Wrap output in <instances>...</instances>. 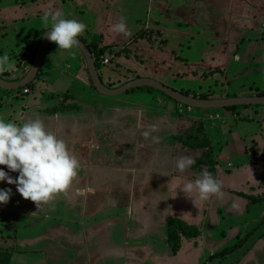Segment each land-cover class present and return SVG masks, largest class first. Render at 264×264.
Instances as JSON below:
<instances>
[{
  "label": "crops",
  "instance_id": "1",
  "mask_svg": "<svg viewBox=\"0 0 264 264\" xmlns=\"http://www.w3.org/2000/svg\"><path fill=\"white\" fill-rule=\"evenodd\" d=\"M107 2V0H0V55L7 54L10 57V62L14 65L11 70L0 72V77L10 82L18 81L29 71L41 37L51 27L50 23L45 25L41 21L43 14L50 10L60 11L65 18L76 19L86 25L85 32L78 38L87 46L93 58L100 50L106 55L113 53V50L118 48L113 42L114 35L105 32L109 21L107 20L101 25L103 19L100 20V29L96 31L93 20L97 17L98 9L101 10L104 6L109 5ZM148 25L160 28V23L156 20ZM24 28L30 29L31 36H28L23 46H20L19 43L23 44V40H20L18 36L20 30ZM102 30L104 32H101ZM53 44L48 48L41 69L35 81L28 88L27 95L21 96L20 91L2 92L6 93L5 97H8L6 100L25 99L24 103H20L22 110L23 106L26 108L33 104H45L42 105V108L32 107L30 111L46 116L45 127L51 129L57 136L64 139L69 136L75 142L73 152L80 163V169L72 182L73 209L79 211L80 219L88 218V221L82 220L76 223L75 227L78 226V230L76 229L72 234L64 235L66 241H71L75 248L77 242H85V240L93 238H91V229L95 226V221L90 219L95 216L94 211L97 209L95 204H107L111 201L108 197L109 193L113 197L112 202L125 209L130 215L131 225L149 226L147 218L132 220L131 205L138 201L135 194H142L140 198L143 202L146 201L148 195H151L155 196L153 203L166 204L164 207L169 216L165 225L166 243L167 225L170 219H182L181 221L195 226L200 232V237L197 239H182L181 248L174 256V261H178L184 245L188 241L190 243L186 252H190L189 254L191 251L194 252L199 257L198 260L201 259L202 264H223L222 261L234 255H239L234 260L235 264H241L251 248H253L250 251L253 254L251 256L254 258L251 263L264 264V258L262 261V257H264V227L256 230L243 247L231 255L210 261L209 258L220 251L206 256L202 253L208 242L202 229L203 224L212 223L214 225L215 220L221 222V219H226L225 211L229 217L235 211L245 216L244 220L247 225L245 222H242L243 225L238 222L239 226L235 223V230L238 233L244 234L250 226L259 223H257L259 219L257 214L264 209V201L263 203H252L247 198L241 197L239 193L252 197L264 196V108L247 107L235 111L224 110L228 112L225 115L222 113L223 111L200 114L202 118L199 119L203 123L204 135L211 147V160L215 164L211 174L219 181L223 180V196L220 198L212 196L208 200H201L194 190L195 197L192 196L193 193H187L190 197H185L186 194L181 197L183 185L188 181H194L201 171L206 169L205 166L195 167V164L184 173H180L176 169V160L179 157L190 156L196 162L206 150L183 149L176 141V137L179 136V132L186 124L180 115L192 109L186 107L183 109V106L179 107L180 105L175 106L176 103L172 104L159 99L158 94L152 95L149 91L129 92L110 99L99 98L100 96L90 86L84 59L79 51L75 48L71 52L59 50L65 58L61 61V63H65L64 70L61 71L59 64L58 66L56 64L58 57L54 55L53 51H50ZM105 48H107L106 51H104ZM12 49L16 51L13 53ZM135 52L137 53V51ZM68 59H71L72 65L66 62ZM106 68L108 67H103L101 70ZM50 74L54 77H51ZM112 74L113 72L107 73L106 78L108 79L107 76ZM75 75H79L81 80L78 81L84 86L85 90L82 92H79L73 84L76 79ZM136 77L140 78V76ZM33 89L37 91L36 96L29 97L33 94ZM182 91L185 90L181 89L178 92ZM36 100H40L39 103ZM43 100L46 101L42 102ZM159 103L162 104L161 107L156 105ZM14 105L15 108L20 106L19 103H14ZM2 106L3 99L0 100V108ZM13 113L18 116L23 114L15 109ZM252 113L257 116V130L249 131L246 130V127H241L236 123L237 120L243 118L251 120ZM8 120H11V117ZM153 124L158 126V131L151 133V136L145 139L142 132L148 130ZM216 125L218 128H215ZM152 155H154L153 160ZM152 161H154L153 165ZM235 166H247V171H254V186L250 188L251 194L231 188L224 181L226 175L230 173V169ZM247 175L249 176V173ZM245 184L249 187V182H245ZM86 188H91L93 191L82 195L81 191ZM12 190L13 185H11V192ZM98 195H100L99 198ZM192 199L194 203L188 205V201ZM230 202L233 204L230 205ZM176 203L179 205V213L174 205ZM233 205L236 207L234 208ZM157 207V205L153 206L155 209ZM247 220L250 221L249 225ZM229 225V232H232L233 226L231 223ZM79 227L83 228L81 232ZM237 227L239 228L237 229ZM137 228L138 226H136ZM222 231L225 230L220 228L215 235L218 236ZM250 231L251 229H249ZM17 233L16 230V233L11 236L12 240L8 243L0 242V264H28V262L44 264L39 259H32L33 256L30 254H38L37 250L18 252L12 248L14 243L19 246L31 245L41 240L40 237L18 239ZM89 249L90 247H87L86 252L79 260L75 258L78 251H73V253L59 251V255L63 256L66 264H92L94 253ZM43 251H40L41 254ZM133 252L127 251L130 257H133ZM70 258L72 259L70 260Z\"/></svg>",
  "mask_w": 264,
  "mask_h": 264
},
{
  "label": "rangeland",
  "instance_id": "2",
  "mask_svg": "<svg viewBox=\"0 0 264 264\" xmlns=\"http://www.w3.org/2000/svg\"><path fill=\"white\" fill-rule=\"evenodd\" d=\"M107 1L109 5L104 6L101 10L98 9L97 17L95 18L94 13L95 19H92L96 31L100 29L103 23L109 21L105 32L114 35L113 42L118 48L117 50L112 49L113 53H107V55L100 50L94 57L98 61L102 57L109 59V64L104 66L108 68L101 70L99 64L100 67L98 66L99 69L97 70L101 80L109 88H117L126 82L139 78L136 76H140V78L155 80L175 91L181 89L188 91L189 96L192 97L230 98L252 96L256 91L254 89L257 88L262 92L264 91V0ZM92 7L94 8V6ZM121 16L125 17L128 29L132 33L131 36H124L111 30ZM100 20H102L101 25ZM154 20L160 23L159 29L149 27L148 24ZM29 30L27 28L20 30L18 38L23 40V44L19 43L20 46L24 45L28 36H31ZM59 50L55 43L50 48V51H53L54 55L58 57L56 64L57 66L59 64V70L63 71L65 63H61V61L65 58ZM12 51L14 53L16 50L12 49ZM66 62L72 65L71 59L66 60ZM72 70L74 73L73 68ZM108 71L113 72V74L107 76V79ZM50 76L54 77L51 74ZM75 78L73 84L79 92H82L85 89L78 81L81 80L79 75H75ZM34 88L37 90L36 86ZM35 89L29 97L36 96L37 91ZM2 91L0 89V100L3 99L0 118L7 121L11 117V120L18 124L36 117H39L43 123L46 121V116L43 114L30 111L32 107L42 108V105L45 104H33L26 108L23 106L22 110L20 103H24L25 99L6 100L8 97H5L6 93ZM146 91L148 90L136 89L130 93ZM149 93L158 94L159 99L174 104L167 98L161 97L154 90L149 91ZM20 94L22 96V93ZM99 96V98L104 97V99L112 98ZM36 101L39 103L40 100ZM14 103H19L20 106L15 108ZM156 105L161 107L162 104ZM174 105L179 106L178 104ZM14 109L23 114L21 116L14 114ZM183 109L186 108L183 107ZM215 111H223L224 115L228 113L224 110L192 109L181 114L180 118L182 121H186V124L179 132V136L184 135L191 127L201 122L199 119L202 118L200 117L201 113H213ZM256 121L257 116L252 113L251 120L243 118L237 120L236 123L241 127H246V130L253 131L254 129L257 130L258 122ZM215 128L218 126L216 125ZM46 130L51 131L49 128ZM59 138L66 142L69 151L74 154L75 142L69 136H67L68 139ZM178 147L180 146L178 145ZM198 154L200 153L198 152ZM153 159L154 155H152ZM246 167L235 166L231 168L224 181L231 188L251 194L250 188L254 186L255 173L253 170L247 171ZM4 170L13 178L18 175V173L9 172L7 168ZM220 181L223 182V180ZM245 182H249V187ZM0 189H11V185L0 182ZM11 193L8 203L0 205V242L8 243L11 241V236L16 233V230L18 231V239H36L39 236L41 240L36 243L26 244V246H19L14 243L12 248L18 252L37 250L38 254L30 255L33 256L32 259H39L44 264H66L63 256L59 255V251L72 253L78 251V254L75 253V258L79 260L86 252L87 247H90L89 250L94 253L92 264H202L201 259L198 260L199 257L194 252L191 251V254L186 252L190 243L188 241L187 244L185 243L178 261H174V255L171 254L166 243L165 225L169 217L164 207L166 204L153 203L155 196L148 195L146 201L143 202L140 198L142 194L134 195L138 201L131 205L132 220L147 218L149 226L131 225L130 215L125 209L112 202L113 197L109 193L108 197L111 201L107 204H95L97 205V209L94 211L95 216L90 219L95 221V226L91 229V238H93H89L85 242L79 241L73 248L72 242L66 241L64 235L72 234L73 231L78 230V226L75 227V224L82 220L87 222L88 218L80 219L79 211L73 209L72 184L66 192L58 194L52 201L41 205L39 208L33 202L24 200L16 192L14 185ZM192 193V196L195 197L196 193ZM184 195L190 197L187 193H183L181 197ZM99 197L100 195H98ZM193 203V199L188 201V205ZM232 204L233 202H230V205ZM155 205L158 206L156 209L153 208ZM174 205L179 213V205L177 203ZM232 213L229 217L225 211L224 217L226 219H221V222L215 220L214 225L212 223L203 224L204 236L208 240L206 247L202 250L204 256L212 255L235 245L240 240L245 239V234L249 232V229H251L249 233L253 236V230L258 224L250 226L244 234L238 233L235 230V223L237 226H239L238 222L240 225H243L242 222L246 224L245 216L236 211ZM257 216L259 218L258 223L264 219V209L260 210ZM247 222L249 225L250 221L247 220ZM229 223L233 226L232 232H229ZM136 226H138L137 229ZM263 227L264 224L260 228ZM220 228L225 231H222L218 236L215 235ZM82 229L79 227L80 232ZM252 249L244 256L243 264H253L251 263L254 261L253 256H251L253 254L250 252ZM42 250L44 251L41 254L40 251ZM127 251L130 253L134 251L133 257H130ZM135 251L137 252L135 253ZM238 256H231L222 263L235 264L234 260ZM28 264L33 263L28 262Z\"/></svg>",
  "mask_w": 264,
  "mask_h": 264
},
{
  "label": "clouds",
  "instance_id": "3",
  "mask_svg": "<svg viewBox=\"0 0 264 264\" xmlns=\"http://www.w3.org/2000/svg\"><path fill=\"white\" fill-rule=\"evenodd\" d=\"M41 21L45 25L51 24L48 28L51 31L46 33L47 39L55 43L58 49L69 52L78 47L77 38L86 29L84 23L65 18L60 11H46ZM111 30L124 36L132 35L123 16L118 18ZM13 67L7 54L0 55V72ZM157 131L158 126L153 124L142 132V136L147 139ZM194 164L195 160L190 156H181L176 160V169L184 173ZM0 166H5L9 172L18 173L13 178L0 167V182L14 185L16 192L24 200L36 204L37 208L66 192L80 169L78 159L69 151L66 142L52 131L46 130L39 117L20 124L0 118ZM194 190L201 200L223 196L222 182L206 169L194 181L184 184L182 192L192 193ZM92 191L91 188H86L81 194L86 195ZM11 194V189H0V205L7 204Z\"/></svg>",
  "mask_w": 264,
  "mask_h": 264
},
{
  "label": "water",
  "instance_id": "4",
  "mask_svg": "<svg viewBox=\"0 0 264 264\" xmlns=\"http://www.w3.org/2000/svg\"><path fill=\"white\" fill-rule=\"evenodd\" d=\"M51 31V29L45 31L43 36L41 37L40 44L34 54L31 66L26 75L16 81L10 82L2 79L0 77V89L7 92H15L19 91L29 85H31L42 66L43 59L48 51V48L53 42H50L46 33ZM79 43L78 51L82 55L89 79L91 81V85L97 94L105 97H118L123 94L128 93L129 91L136 89H151L163 94L168 99L172 100L176 104L186 107L188 109H196V110H225L229 108H239V107H263L264 108V96H236L230 98H215L208 100H201L198 98H194L192 96L185 95L181 92L170 89L163 84L148 78H137L132 81H129L117 88H108L102 83V80L97 71L95 60L87 48V46L77 38Z\"/></svg>",
  "mask_w": 264,
  "mask_h": 264
},
{
  "label": "trees",
  "instance_id": "5",
  "mask_svg": "<svg viewBox=\"0 0 264 264\" xmlns=\"http://www.w3.org/2000/svg\"><path fill=\"white\" fill-rule=\"evenodd\" d=\"M75 49L78 50L76 47H75ZM94 60H95L96 68L98 70L99 67H100L99 62H98L97 59H94ZM84 66H85L86 74L88 76V72H87V68H86L85 62H84ZM23 77H24V75L21 76L18 80L22 79ZM88 80H89L90 86L92 87L91 81L89 79V76H88ZM11 82H16V80H12ZM31 85H29V86H27L25 88L28 89ZM21 90H19V91H21ZM139 90L152 91L151 89H146V88L139 89ZM129 92H131V91H129ZM181 93L189 96V93H186V92H181ZM159 95L161 97H163V98H167L161 93H159ZM254 95L255 96H264V92H262L260 90H256L254 92ZM254 95H252V96H254ZM193 97L201 99V100L211 99V98L206 97V96H199V97L193 96ZM168 100L172 101L170 99H168ZM173 103H175V102H173ZM242 108H247V107L229 108V109H225V110H227V111H235L237 109H242ZM176 141L178 142V144H180L182 146L183 149H192V150H200V149H204L205 150L206 149L205 151H203L201 157L198 160H196L194 166L195 167L205 166L207 171H209L210 173H213L215 164L211 160V155H212L211 154V147L209 145V142L207 141L206 136L204 135L203 123L202 122H199L196 126L192 127L184 135L177 136L176 137ZM239 195L241 197L247 198L252 203H256V204L264 201V196H262V197H252V196H247V195L241 194V193H239ZM263 224H264V219L258 223V225L255 227V229L253 231L255 232V230H258L261 226H263ZM199 237H200V232L195 226L188 225L185 222H183L181 220H178V219H170L169 220L168 225H167V243H168V246L170 248V251L172 252V254L174 256L179 252V250L181 248L182 239L192 240V239H197ZM250 237H251V233H248L246 235L245 239L240 240L238 243H236L233 246H230V247H227V248L221 250L216 255L210 257L209 260L212 261V260H215V259H220V258H223V257H226L228 255H231V254L235 253L236 251H238L239 249H241L243 247V245L248 241V239Z\"/></svg>",
  "mask_w": 264,
  "mask_h": 264
},
{
  "label": "built area",
  "instance_id": "6",
  "mask_svg": "<svg viewBox=\"0 0 264 264\" xmlns=\"http://www.w3.org/2000/svg\"><path fill=\"white\" fill-rule=\"evenodd\" d=\"M101 65V68H103L105 65L109 64V59L107 57L100 58V61H98ZM22 95H27L29 93V90L27 88H24L21 90Z\"/></svg>",
  "mask_w": 264,
  "mask_h": 264
}]
</instances>
